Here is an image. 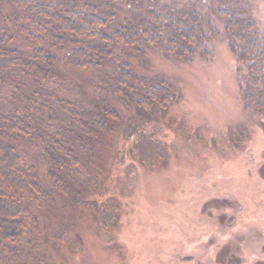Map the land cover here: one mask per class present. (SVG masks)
Here are the masks:
<instances>
[{"label":"trees","instance_id":"obj_1","mask_svg":"<svg viewBox=\"0 0 264 264\" xmlns=\"http://www.w3.org/2000/svg\"><path fill=\"white\" fill-rule=\"evenodd\" d=\"M179 8L160 0H0V264H45L46 250L28 240L39 239L41 211L59 195L86 194L101 181L100 161L111 153L91 145L116 152L139 118L159 126L178 100L148 55L189 59L212 37L213 22ZM222 9L219 39L264 79V36L250 16Z\"/></svg>","mask_w":264,"mask_h":264},{"label":"rangeland","instance_id":"obj_2","mask_svg":"<svg viewBox=\"0 0 264 264\" xmlns=\"http://www.w3.org/2000/svg\"><path fill=\"white\" fill-rule=\"evenodd\" d=\"M222 1L160 0L213 20L212 37L180 63L148 55L179 98L116 152L91 145L111 153L101 181L59 195L27 239L45 264H264V79L219 39V8L264 36V0Z\"/></svg>","mask_w":264,"mask_h":264}]
</instances>
